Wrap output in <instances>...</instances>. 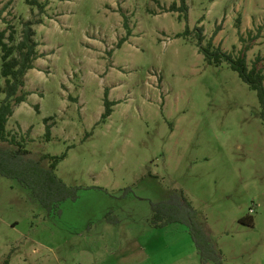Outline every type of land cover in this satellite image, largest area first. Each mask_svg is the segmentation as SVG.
<instances>
[{
	"label": "rangeland",
	"instance_id": "1",
	"mask_svg": "<svg viewBox=\"0 0 264 264\" xmlns=\"http://www.w3.org/2000/svg\"><path fill=\"white\" fill-rule=\"evenodd\" d=\"M173 1L50 0L42 14L0 0L5 42L31 22L40 56L7 131L33 155L66 153L56 176L80 190L57 218L0 177V264H200L185 225L149 223L150 203L172 192L190 201L222 264H264L257 96L226 64L204 61L194 32L176 37L201 27L202 46L213 36L234 57L250 45V67L264 58V0H187V21L164 13ZM105 91L116 105L101 124Z\"/></svg>",
	"mask_w": 264,
	"mask_h": 264
},
{
	"label": "trees",
	"instance_id": "2",
	"mask_svg": "<svg viewBox=\"0 0 264 264\" xmlns=\"http://www.w3.org/2000/svg\"><path fill=\"white\" fill-rule=\"evenodd\" d=\"M38 0H25L29 7H36L43 14L47 7V2ZM65 0H60V2ZM187 0H174L169 8L163 10L164 13H178L184 21L188 18ZM126 20V19H125ZM40 23V22H39ZM38 23V24H39ZM33 23H23L20 41L15 43L13 29L9 28L10 34L5 42V34L0 33V76L4 80L0 86V95L4 98L0 101V177L7 180H15L22 188L27 190L37 203L46 212L47 216L60 218V206L66 201L75 202L78 199L79 188L65 185L57 176L56 168L66 158V153L58 157L50 155H33L27 151V143L22 139L17 141L7 131L8 120L14 115V109L20 104H24L30 94L25 92V77L33 69V65L40 58L36 48L38 44L34 40ZM194 32L193 38L196 40L198 53L204 61L214 67L226 64L230 71L236 73L238 78L255 92L259 102V118L264 127V58L256 57L251 66H248L246 54L251 50L250 45H244L237 56L230 55L220 47L213 45V36L207 40L206 46H202L203 29L194 27L190 31L186 26L181 36L186 38ZM216 35V33H215ZM214 35V36H215ZM240 41L244 42L240 37ZM252 42V38H249ZM116 104L109 102L108 94L105 91L103 107L104 112L100 117V123H105L106 119L112 115V107ZM49 119H44L45 141H49L51 126L48 125ZM151 218L149 223L155 229H162L172 224H183L191 236L193 244L197 250L200 264H222V253L215 245L210 243L209 237L203 231L201 225L197 223V212L191 207L190 201L182 192H172L168 199L161 203H150ZM109 218V215H108ZM249 220V221H248ZM251 225L252 218L247 217L241 223ZM1 264H10L7 257Z\"/></svg>",
	"mask_w": 264,
	"mask_h": 264
}]
</instances>
